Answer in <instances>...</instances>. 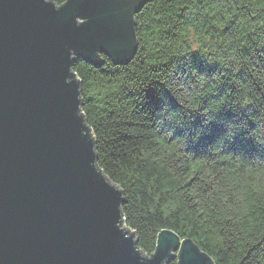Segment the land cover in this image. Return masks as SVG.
Instances as JSON below:
<instances>
[{
	"label": "trees",
	"instance_id": "16d2710c",
	"mask_svg": "<svg viewBox=\"0 0 264 264\" xmlns=\"http://www.w3.org/2000/svg\"><path fill=\"white\" fill-rule=\"evenodd\" d=\"M134 20L127 64L72 66L125 226L147 256L167 229L264 264V0H145Z\"/></svg>",
	"mask_w": 264,
	"mask_h": 264
},
{
	"label": "water",
	"instance_id": "95a60500",
	"mask_svg": "<svg viewBox=\"0 0 264 264\" xmlns=\"http://www.w3.org/2000/svg\"><path fill=\"white\" fill-rule=\"evenodd\" d=\"M145 0H0V264H213L157 234L147 256L97 166L74 60L127 64Z\"/></svg>",
	"mask_w": 264,
	"mask_h": 264
}]
</instances>
